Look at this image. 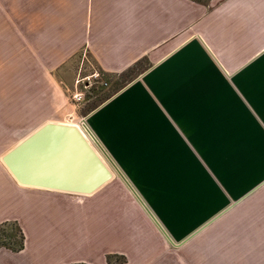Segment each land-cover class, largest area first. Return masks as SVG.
Returning a JSON list of instances; mask_svg holds the SVG:
<instances>
[{
  "label": "crops",
  "instance_id": "obj_1",
  "mask_svg": "<svg viewBox=\"0 0 264 264\" xmlns=\"http://www.w3.org/2000/svg\"><path fill=\"white\" fill-rule=\"evenodd\" d=\"M84 54L105 76L149 63L87 115L131 185L113 168L124 188L26 187L0 160V222L25 235L0 264H154L264 187V0H0V94L47 78L66 99L63 71ZM247 239L231 238L236 254Z\"/></svg>",
  "mask_w": 264,
  "mask_h": 264
},
{
  "label": "rangeland",
  "instance_id": "obj_2",
  "mask_svg": "<svg viewBox=\"0 0 264 264\" xmlns=\"http://www.w3.org/2000/svg\"><path fill=\"white\" fill-rule=\"evenodd\" d=\"M148 66V62H142L138 68L126 75L103 76L92 58L84 54L73 61L71 68L63 71L65 75L62 85L66 99L61 93L56 92L47 78L5 80V86L9 88L2 90L11 93L0 94L2 145L11 146L14 139L30 131L35 123L45 117H66L74 107L77 113L75 119L85 117L82 124L74 123L102 153L104 159L110 162L113 166L109 164L111 169H115V173L131 185L127 176L121 171L119 161L91 127L87 115ZM75 93L80 94L81 100L77 101L74 98ZM56 107L57 110L54 109ZM113 182L124 188L117 175ZM221 194L222 191L219 189L217 193L219 202L222 201ZM248 199L249 201H244L230 209L207 227L204 226L200 233L192 239H187L179 249L171 246L170 253L154 264H259L264 262V256L259 257L256 254L258 248L260 250L264 247V187L253 192ZM230 200L231 198L228 199ZM244 235L250 241L249 245L253 252L246 256L234 252L231 240L236 237L244 238Z\"/></svg>",
  "mask_w": 264,
  "mask_h": 264
},
{
  "label": "water",
  "instance_id": "obj_3",
  "mask_svg": "<svg viewBox=\"0 0 264 264\" xmlns=\"http://www.w3.org/2000/svg\"><path fill=\"white\" fill-rule=\"evenodd\" d=\"M0 160L22 186L83 196L115 177L79 126L68 121L42 122L4 151Z\"/></svg>",
  "mask_w": 264,
  "mask_h": 264
},
{
  "label": "trees",
  "instance_id": "obj_4",
  "mask_svg": "<svg viewBox=\"0 0 264 264\" xmlns=\"http://www.w3.org/2000/svg\"><path fill=\"white\" fill-rule=\"evenodd\" d=\"M207 2L208 0H196ZM142 61L135 62L131 67H129L125 72L120 75H126L134 71L141 65ZM103 76L105 73L100 71ZM25 246V235L22 228L19 226L16 220H4L0 222V249L7 248L13 252H18L22 250ZM106 261L108 264H121L125 261V257L118 254H107ZM67 264H90L84 261L71 262Z\"/></svg>",
  "mask_w": 264,
  "mask_h": 264
},
{
  "label": "bare ground",
  "instance_id": "obj_5",
  "mask_svg": "<svg viewBox=\"0 0 264 264\" xmlns=\"http://www.w3.org/2000/svg\"><path fill=\"white\" fill-rule=\"evenodd\" d=\"M78 125H79V123H77ZM85 127V126H84ZM82 131V130H81ZM84 134V133H83ZM85 135V134H84ZM94 137V136H93ZM87 138V137H86ZM88 139V138H87ZM90 142V141H89ZM91 143V142H90ZM92 144V143H91ZM93 145V144H92ZM93 147L97 150V152L101 155V153L98 151V149L93 145ZM101 157L104 159V157L101 155ZM106 162H107V160L106 159H104ZM107 164H109L108 162H107ZM110 166V165H109ZM111 167V166H110Z\"/></svg>",
  "mask_w": 264,
  "mask_h": 264
},
{
  "label": "built area",
  "instance_id": "obj_6",
  "mask_svg": "<svg viewBox=\"0 0 264 264\" xmlns=\"http://www.w3.org/2000/svg\"><path fill=\"white\" fill-rule=\"evenodd\" d=\"M74 98H76L77 101L81 100V96L79 93H75Z\"/></svg>",
  "mask_w": 264,
  "mask_h": 264
}]
</instances>
